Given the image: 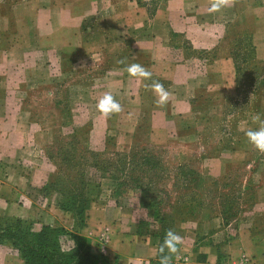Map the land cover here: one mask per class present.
I'll list each match as a JSON object with an SVG mask.
<instances>
[{
	"label": "crops",
	"instance_id": "obj_1",
	"mask_svg": "<svg viewBox=\"0 0 264 264\" xmlns=\"http://www.w3.org/2000/svg\"><path fill=\"white\" fill-rule=\"evenodd\" d=\"M249 61L264 63V0H0V219L35 233L72 228L46 157L72 129L87 150L165 151L167 166L239 183L237 217L177 222L170 264H264V152L245 137L264 117V82L253 112L230 110ZM133 63L151 79L130 76ZM152 81L168 91L164 104ZM105 93L121 105L108 118L96 109ZM121 211L110 200L88 211L92 251L99 243L112 264L159 263L160 238L139 236ZM91 223L110 232L104 241ZM0 264L23 261L0 246Z\"/></svg>",
	"mask_w": 264,
	"mask_h": 264
},
{
	"label": "rangeland",
	"instance_id": "obj_2",
	"mask_svg": "<svg viewBox=\"0 0 264 264\" xmlns=\"http://www.w3.org/2000/svg\"><path fill=\"white\" fill-rule=\"evenodd\" d=\"M248 63L250 69L241 71L239 77V96L230 105L231 111L243 115H248L255 109L256 103L251 100V94L257 91L264 76V66L253 67L250 61ZM110 151L85 150L77 133L70 129L67 137L48 151L46 157L54 168V175H62L59 181L64 184V188L69 187L66 182L75 184L73 181H76L78 175L82 176L85 183L97 184L99 197L90 209L98 204L105 205L110 200L112 206L121 207L122 211L116 215L120 222H130L131 219L139 222L136 230L139 236L155 234L164 239L166 230L171 229L176 233L177 222L189 220L190 215L197 216L199 220L225 210L226 215H219L226 219L235 218L236 210L246 205L245 200L239 196L242 189L239 183L211 181L196 166H167L164 162L165 151H157L155 154L142 150L130 153ZM65 159L69 160L67 165L64 164ZM77 165L80 166L77 168ZM241 173V170L233 171L231 176L236 177ZM109 190L112 191L105 192ZM64 193L65 191L59 193V202L66 196ZM185 211L189 213L186 214ZM90 227L96 230L95 237L99 241H104L110 234L105 226L97 228V224L91 223ZM84 228L89 227L87 224L82 227L80 222H74L72 228L67 230L73 238L67 236V240L65 237L61 240L63 249L68 251L76 239L80 243L84 239L91 253L99 257L98 261L112 264L99 243L95 251H92V233L86 232Z\"/></svg>",
	"mask_w": 264,
	"mask_h": 264
},
{
	"label": "trees",
	"instance_id": "obj_3",
	"mask_svg": "<svg viewBox=\"0 0 264 264\" xmlns=\"http://www.w3.org/2000/svg\"><path fill=\"white\" fill-rule=\"evenodd\" d=\"M262 66H264V63ZM262 82H264V76L260 84ZM68 161V159H65L64 164L67 165ZM79 166L77 165L76 167L78 168ZM55 176L57 178L55 187L58 193L62 194L65 191L64 194H66L59 202V208L72 214L73 222H80L81 226L85 227L87 212L90 210L92 203L99 197L100 190L98 185L85 183L82 176L78 175L76 181H73L75 184L72 183V185L66 182L69 186L67 189L59 181L62 175L59 173ZM231 212H233L232 209ZM188 213L186 212V214ZM226 213L225 210H221L220 214L226 215ZM223 218L225 221H229L233 217L228 219L226 217ZM67 236L73 238L67 230L61 227H44L35 233L31 231V227L27 223L18 220L9 221L0 219V246H7L17 251L23 264H109L107 261H98L99 257L91 253L84 239H82V243H80L79 239H76L70 250H64L61 240ZM158 237L162 244V237L160 235ZM101 260L104 259L101 257ZM157 264H160V262Z\"/></svg>",
	"mask_w": 264,
	"mask_h": 264
},
{
	"label": "clouds",
	"instance_id": "obj_4",
	"mask_svg": "<svg viewBox=\"0 0 264 264\" xmlns=\"http://www.w3.org/2000/svg\"><path fill=\"white\" fill-rule=\"evenodd\" d=\"M218 4H213L211 10H217ZM126 71L130 76L141 78L143 80H150L152 73L146 70L140 64H130L127 66ZM145 87L151 90L157 96V104H164L169 96L168 91L158 81H152L145 84ZM97 111L108 118L121 111L120 103L110 94L105 93L96 103ZM255 121H259V126L251 128L245 133L247 142L260 152H264V121L260 120L259 114L254 118ZM181 237L173 230H166L162 244L160 245L159 252L162 254L160 264H170L171 256L169 254H175L178 249L177 245L181 243ZM167 251L168 254H164Z\"/></svg>",
	"mask_w": 264,
	"mask_h": 264
}]
</instances>
